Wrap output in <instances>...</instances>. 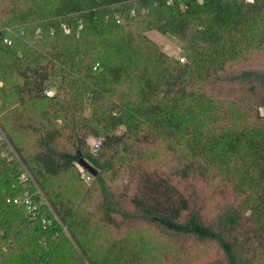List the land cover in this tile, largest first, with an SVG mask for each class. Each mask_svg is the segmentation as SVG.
<instances>
[{"label": "trees", "instance_id": "1", "mask_svg": "<svg viewBox=\"0 0 264 264\" xmlns=\"http://www.w3.org/2000/svg\"><path fill=\"white\" fill-rule=\"evenodd\" d=\"M149 30L177 36L186 61ZM263 56L264 0H0V124L80 249L38 244L58 221L14 223L11 211H24L3 191L20 166L0 140V242L12 240L0 264L143 262L122 238L94 256L84 236L95 223L147 224L180 248L212 243L219 257L208 264H264ZM93 137L102 144L89 158ZM160 144L168 168L146 157ZM81 159L99 168L85 196L47 188ZM211 183L208 214L199 184Z\"/></svg>", "mask_w": 264, "mask_h": 264}, {"label": "rangeland", "instance_id": "2", "mask_svg": "<svg viewBox=\"0 0 264 264\" xmlns=\"http://www.w3.org/2000/svg\"><path fill=\"white\" fill-rule=\"evenodd\" d=\"M147 35L156 41L168 54L177 58L185 57L187 59L182 47V42L177 36L172 34H163L158 30H149L147 31ZM0 126L3 129L1 124ZM15 135L20 143L26 144L29 147V137L20 133H16ZM0 140L2 139L0 138ZM91 140L93 141L94 137ZM4 150L2 151L1 156L7 158L8 160L17 161L18 165L20 166L21 175V161L24 164L25 162L21 158L17 148L14 147L15 152L8 155L4 152ZM87 156L89 158L97 157V154H95L92 150V144H89ZM146 157L149 158V162L151 164L158 162L159 165L161 164L165 168H168L175 163L164 144H160L154 148H151L149 151V157L148 155H146ZM91 164L93 163L91 162ZM80 166L81 165L77 162L76 169H72L57 177L48 178L46 181L47 188L61 190L67 196H71L73 198L77 197V199L85 196L86 192L94 186L95 175L88 171L90 174V179L86 180L83 178L81 171L82 166ZM93 166L97 168V170L99 169L96 165L93 164ZM20 175L17 182H15L16 180L13 179V177H10L12 178V181L8 187V190L3 191V195L5 197L17 194L19 185L21 186L19 183ZM3 176L4 174L0 173V185H2ZM212 184L214 185V183H211V185L199 184V189L203 198L205 200L207 198L205 205L208 214H212L214 212V205L216 201V196L213 191L214 186ZM116 185L119 186V189L122 187L121 182L116 183ZM99 194L100 190L94 192L92 197L86 200L85 205L92 204L94 201H96ZM11 214L14 218V223L22 219L23 221L25 220L24 223L27 224L28 227L33 225V223L30 222V219L26 218L24 214L22 215L21 212H15L12 210ZM63 226L66 228L62 227L61 230L59 229L58 231H55L56 233L47 232L46 235L38 238V244H41L45 247L48 245V242L52 240L62 244L64 247L74 248L76 250L75 252L79 253L80 249L76 240H74L67 226L65 224H63ZM87 231V235L84 236L85 242L90 248V252L94 253V256L96 257L102 256L107 251L109 245L113 242H116V240H119L120 238L124 239L126 245L132 250H142L144 260L141 264H208V262L211 260H215L219 257L218 248L212 243L200 244L184 240L185 242L180 244V248L177 244H174L172 239L166 237L158 230L147 224H141L140 226H135L134 228L117 231L110 229L108 226H104L102 223H95L91 225ZM3 233L4 229L0 227V234ZM27 238L25 237V239ZM11 241L12 240H10V237L8 240H2L0 242V247H2L3 250H6L8 248V242ZM27 242L34 244L30 241ZM11 260V264H14L15 262H20L22 264L28 263L26 258L23 259L18 255H14ZM86 264H89V262Z\"/></svg>", "mask_w": 264, "mask_h": 264}, {"label": "built area", "instance_id": "3", "mask_svg": "<svg viewBox=\"0 0 264 264\" xmlns=\"http://www.w3.org/2000/svg\"><path fill=\"white\" fill-rule=\"evenodd\" d=\"M248 1H252V0H248ZM132 13H134V10H132ZM6 42L11 44L12 38H7ZM180 61L185 62L186 58L180 57ZM45 93L48 96H52L56 93V90L54 87L49 86L45 89ZM0 138L6 142V147L4 152L7 155L14 153L15 152L14 146L10 141V139L8 138L5 131H3V129L1 128V126H0ZM91 144H92L93 152L95 154H98L101 149V144H102L101 139L94 138ZM21 166H22V172L19 178V183L22 185L24 190L19 195L7 196L6 197L7 202L21 207L26 217H28L30 220H37V219L41 220L44 228L53 226L55 221H58L62 225V227H65L63 226L59 216L56 214L53 206L49 202L45 193L39 186L32 171L22 161H21ZM81 171L83 178L89 180L90 179L89 172L84 167L81 168ZM48 212H50L53 215V218L48 215Z\"/></svg>", "mask_w": 264, "mask_h": 264}, {"label": "water", "instance_id": "4", "mask_svg": "<svg viewBox=\"0 0 264 264\" xmlns=\"http://www.w3.org/2000/svg\"><path fill=\"white\" fill-rule=\"evenodd\" d=\"M79 164L93 175L98 173V170L85 159H81Z\"/></svg>", "mask_w": 264, "mask_h": 264}]
</instances>
